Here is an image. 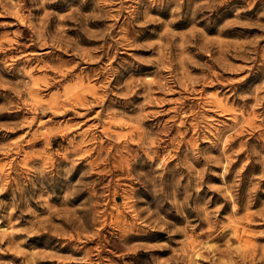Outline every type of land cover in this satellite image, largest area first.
I'll list each match as a JSON object with an SVG mask.
<instances>
[{"label":"rangeland","instance_id":"rangeland-1","mask_svg":"<svg viewBox=\"0 0 264 264\" xmlns=\"http://www.w3.org/2000/svg\"><path fill=\"white\" fill-rule=\"evenodd\" d=\"M0 264H264V0H0Z\"/></svg>","mask_w":264,"mask_h":264},{"label":"bare ground","instance_id":"bare-ground-1","mask_svg":"<svg viewBox=\"0 0 264 264\" xmlns=\"http://www.w3.org/2000/svg\"><path fill=\"white\" fill-rule=\"evenodd\" d=\"M231 116V115H230ZM235 226V225H234ZM246 232L245 228L244 227H241L239 225H236L235 226V233L237 234L238 237L240 236H243L244 233ZM235 235V234H234ZM240 238H243V237H240ZM239 238V239H240Z\"/></svg>","mask_w":264,"mask_h":264}]
</instances>
